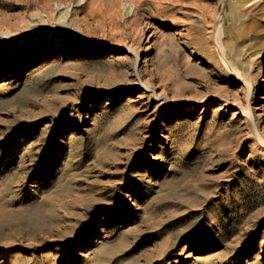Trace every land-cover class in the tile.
<instances>
[{
	"label": "rangeland",
	"instance_id": "1",
	"mask_svg": "<svg viewBox=\"0 0 264 264\" xmlns=\"http://www.w3.org/2000/svg\"><path fill=\"white\" fill-rule=\"evenodd\" d=\"M0 264H264V0H0Z\"/></svg>",
	"mask_w": 264,
	"mask_h": 264
},
{
	"label": "bare ground",
	"instance_id": "2",
	"mask_svg": "<svg viewBox=\"0 0 264 264\" xmlns=\"http://www.w3.org/2000/svg\"><path fill=\"white\" fill-rule=\"evenodd\" d=\"M240 1V0H239ZM237 2V1H236ZM244 2V1H243ZM247 3V2H246ZM235 3L233 2V5H234ZM240 4V3H239ZM245 4V3H244ZM214 24V23H213ZM211 25V24H210ZM219 31H220V29H218L217 30V32H216V45H217V48H219V49H221V46H220V44L217 42L218 41V34H219ZM211 35H213V34H211ZM207 38H208V36H207ZM196 43H200L199 42V40H198V42H196ZM197 45V44H196ZM206 45H208V46H210V40H207V44ZM150 46L151 45H148L146 48L148 49V48H150ZM109 49V51H112V50H114L115 48H108ZM93 50V49H92ZM134 50V49H133ZM87 51V50H86ZM90 51V50H89ZM221 53L222 54H220V55H223V52H222V49H221ZM79 56H81V57H89V56H92L91 55V53H88V52H82V53H80L79 54ZM224 56V55H223ZM227 63V62H226ZM244 105V104H243ZM244 107V106H243ZM245 108V107H244ZM251 108V107H250ZM253 110V109H252ZM238 111V110H237ZM241 111H242V109H241ZM246 111H247V113L250 115V116H253V114H252V112H251V110L248 108V109H246ZM252 120V119H251ZM128 217V216H127ZM129 221V219L127 218L126 220H125V223L126 222H128Z\"/></svg>",
	"mask_w": 264,
	"mask_h": 264
}]
</instances>
